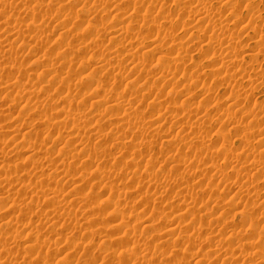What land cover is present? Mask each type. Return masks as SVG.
I'll list each match as a JSON object with an SVG mask.
<instances>
[{
    "label": "rangeland",
    "instance_id": "rangeland-1",
    "mask_svg": "<svg viewBox=\"0 0 264 264\" xmlns=\"http://www.w3.org/2000/svg\"><path fill=\"white\" fill-rule=\"evenodd\" d=\"M117 1L0 0L5 7L0 6V150L4 152L0 158V245L11 248L9 255H0V264H126L124 259L131 257L129 264L134 260V264H225L233 253L239 263L247 260L264 264V259L259 258L264 253V145L259 139L264 136V54L255 51L256 41L264 36V0H200L207 3H203L206 7L199 0H137L138 7L132 4L134 0H120L119 7ZM114 8L122 9L124 14L118 10L114 15L116 11L110 10ZM144 8L153 12L147 11L145 16ZM192 10L195 12L190 13ZM153 27L156 35L150 31ZM118 28L123 29L118 31L121 34L115 31ZM220 28L226 33H221ZM167 31L173 32L174 37ZM168 35L175 40L171 42ZM222 40H227V44ZM157 44L158 51L154 47ZM181 44L190 46L176 58L177 64L165 63L171 64L167 65L174 69L170 68L171 72H178L168 81L171 76L163 61L177 56L184 47ZM212 45L217 49H212ZM227 45L236 49H227ZM109 49L118 51V59ZM128 52L133 55H126ZM250 53L257 54L254 60L248 56ZM107 57L112 64L107 63ZM229 58L234 59L233 66L222 63ZM212 61L216 63L214 67ZM158 63L167 71H162ZM212 68L222 77L225 73L228 74L224 77H229L221 80L218 74V79L213 76L217 73L207 71ZM185 86L189 88L186 90ZM56 106L69 111L70 118L59 117ZM115 124L117 130L124 129V135ZM99 130H103L101 138ZM131 144L139 150H131ZM251 162L260 169L254 168L255 163L251 166ZM47 186L56 187V203L48 198ZM250 221L254 222L253 230L252 226L249 228ZM170 228L173 229L169 231ZM230 234L240 237L242 243L232 244L234 238ZM142 248L147 249H143L145 253ZM132 252L137 259L143 256L137 260Z\"/></svg>",
    "mask_w": 264,
    "mask_h": 264
},
{
    "label": "bare ground",
    "instance_id": "bare-ground-1",
    "mask_svg": "<svg viewBox=\"0 0 264 264\" xmlns=\"http://www.w3.org/2000/svg\"><path fill=\"white\" fill-rule=\"evenodd\" d=\"M37 1H38V0H37ZM112 1H114V0H112ZM115 1H117V0H115ZM119 1H120V0H119ZM119 1H117V3H118L117 6H118V7L120 6L119 4H121V3H119ZM129 1H130V0H129ZM134 1H135V2H133V1L131 0L130 2H131V3L133 2L132 4L135 3L134 5H136V4L139 3V2H136L137 0H134ZM138 1H141L140 3L144 2V0H143V1H142V0H138ZM148 1H149V0H148ZM172 1H173V0H172ZM193 1H194V0H193ZM199 1H200V0H199ZM6 2H7V1H6ZM10 2H11V1H10ZM130 2H129V3H130ZM145 2H147V1H145ZM151 2H152V1H151ZM158 2H159V1H158ZM196 2H198V1H196ZM200 2L202 3V1H200ZM38 3H39V2H38ZM94 3H95V1H94ZM99 3H100V2H99ZM198 3H199V2H198ZM198 3H197V5H196L195 3H194V4L198 7V5H201V3H200V4H198ZM203 3L205 4L206 2L203 1ZM203 3H202V4H203ZM1 4H2V3H1ZM1 4H0V6L2 7ZM3 4H4V3H3ZM9 4H10V3H9ZM20 4H22V3H20ZM77 4H78V2H77ZM100 4H101V3H100ZM111 4H113V3H111ZM165 4H166V2H165ZM204 4H203V5H204ZM206 4H207V3H206ZM4 5H6V4H4ZM7 5H8V4H7ZM39 5H40V4H39ZM108 5H109V4H108ZM138 5H139V4H138ZM140 5H141V4H140ZM152 5H153V4H152ZM155 5H156V4H155ZM155 5H154V6H155ZM162 5H163V4H162ZM11 6H13V4H11L9 7H11ZM97 6H98V5H97ZM97 6H96V7H97ZM112 6H113V5H112ZM130 6H131V5H130ZM146 6H147V5H146ZM154 6H153V7H154ZM189 6H190V5H189ZM196 6H194V7L196 8ZM204 6H205V5H204ZM212 6H213V5H212ZM250 6H251V5H250ZM3 7H4V6H3ZM3 7H2V8H3ZM37 7H38V5H37ZM62 7H63V6H62ZM65 7H66V5H65ZM82 7H83V6H82ZM93 7H94V6H93ZM99 7H100V6H99ZM101 7H102V6H101ZM101 7H100V8H101ZM103 7H104V6H103ZM118 7H117V8H118ZM134 7H138V6L136 5V6H134ZM134 7H133V9H135ZM139 7H140V6H139ZM153 7H152V8H153ZM155 7H156V6H155ZM162 7H163V6H162ZM185 7H186V5H185ZM187 7H188V6H187ZM205 7H206V6H205ZM2 8H1V9H2ZM4 8H5V7H4ZM31 8H32V7H31ZM57 8H58V7H57ZM66 8H69V7H66ZM89 8H90V7H89ZM140 8H141V7H140ZM140 8H139V9H140ZM164 8H166V7H164ZM182 8H184V7H182ZM188 8H189V7H188ZM211 8H212V7H211ZM251 8H252V7H251ZM15 9H16V8H15ZM35 9H36V8H35ZM93 9H95V8H93ZM97 9H98V8H97ZM97 9H96V10H97ZM101 9H102V8H101ZM103 9H104V8H103ZM105 9H106V8H105ZM105 9H104V10H105ZM123 9H125V8H123ZM136 9H137V8H136ZM141 9H143V8H141ZM147 9H148V8H147ZM160 9H161V7H160ZM167 9H168V8H167ZM196 9H198V8H196ZM202 9H203V8H202ZM202 9H201V10H202ZM235 9H236V8H235ZM61 10H62V9H61ZM90 10H91V9H90ZM104 10H103V11H104ZM110 10H112V11H116V13H115L114 15H117L118 10H120V9H115V8H114V9H110ZM121 10H122V9H121ZM121 10H120V11H121ZM162 10H163V9H162ZM190 10H191V9H190ZM204 10H205L206 12L208 11V10H206V9H204ZM209 10H211L210 12H212V11L215 10V9H209ZM253 10H254V9H252L251 11L253 12ZM1 11H2V10H1ZM37 11H38V10H37ZM59 11H60V10H59ZM62 11H63V10H62ZM86 11H87V10H86ZM88 11H89V10H88ZM91 11H92V10H91ZM100 11H102V10H100ZM120 11H119V14H120V13H123V14H124V12H122L123 10H122L121 12H120ZM145 11H146V10H145V8H144V12H145ZM147 11H148L149 13H148ZM147 11L145 12V13H146L145 16H147L148 14H150L151 11L153 12V10H149V9H148ZM163 11H164V10H163ZM187 11H188V9H187ZM251 11H250V12H251ZM255 11H256V10H255ZM2 12H3V11H2ZM34 12H35V11H34ZM56 12H58V10H57ZM74 12H75V11H74ZM94 12H95V11H94ZM96 12H97V11H96ZM134 12H135V10H134ZM139 12H140V10H139ZM166 12H168V11H166ZM192 12H195V11L192 10L190 13H192ZM197 12H198V11H197ZM203 12H204V11H203ZM236 12H237V11H236ZM256 12H257V11H256ZM61 13H62V12H61ZM147 13H148V14H147ZM216 13H217V12H216ZM44 14H45V13H44ZM47 14H48V13H47ZM56 14H57V13H56ZM56 14H55V15H56ZM68 14H69V13H68ZM166 14H167V13H166ZM193 14H194V13H193ZM199 14H200V13H199ZM120 15H122V14H120ZM120 15H119V17H120ZM160 15H161V14H160ZM164 15H165V14H164ZM164 15H163V16H164ZM3 16H4V15H3ZM10 16H12V18L14 17L12 14H11ZM128 16H129V15H128ZM210 16H211V15H210ZM37 17H38V16H37ZM41 17H42V16H41ZM60 17H61V16H60ZM64 17H65V16H64ZM119 17H118V18H119ZM165 17H166V16H165ZM165 17H164V18H165ZM200 17H202V16L200 15ZM203 17H204V16H203ZM213 17H214V16H213ZM4 18H5V17H4ZM9 18H10V17H9ZM12 18H11V19H12ZM15 18H16V17H15ZM55 18H56V17H55ZM200 19H201V18H200ZM205 19H206V17H205ZM212 19H213V18H212ZM13 20H14V18H13ZM45 20H46V19H45ZM45 20H44V21H45ZM138 20H139V19H138ZM206 20H207V19H206ZM213 20H215V18H214ZM217 20H218L219 22H221V20H219V19H217ZM240 20H241V19H240ZM16 21H17V20H16ZM198 21H199V20H198ZM202 21H203V20H202ZM218 21H217V22H218ZM131 22H132V21H131ZM152 22H153V21H151V23H152ZM204 22H205V21H203V24H204ZM206 22H209V20L206 21ZM214 22H215V21H214ZM214 22L212 21L211 23H214ZM184 23H185V22H184ZM209 23H210V22H209ZM221 23H222V22H221ZM228 23H229V22H228ZM251 23H252V20H251ZM15 24H16V23H15ZM38 24H39V23H38ZM186 24H187V23H186ZM203 24H202V25H203ZM214 24H215V23H214ZM216 24H217V23H216ZM222 24H223V23H222ZM226 24H227V23H226ZM104 25H105V24H104ZM104 25H103V26H104ZM144 25H146V24H144ZM149 25H150V24H149ZM207 25H208V24H207ZM210 25H211V24H210ZM219 25H220V24H219ZM244 25H245V24H244ZM246 25H247V24H246ZM147 26H148V25H147ZM147 26H146V27H147ZM186 26H187V25H186ZM224 26H226V25L224 24ZM224 26H222L221 28H225ZM120 27H121V26H120ZM140 27H141V26H140ZM155 27H156V26H155ZM191 27H192V26H191ZM252 27H253V26H252ZM31 28H32V27H31ZM124 28H125V26H124ZM156 28H158V27H156ZM156 28L153 27V28L150 30L151 33H152L153 35H154L155 33L157 34V32H154V31L156 30ZM194 28H195V27H194ZM202 28H203V27H202ZM216 28H217V27H216ZM218 28H219V26H218ZM221 28H220V30H223V29H221ZM227 28H228V27H227ZM32 29H33V28H32ZM94 29H95V28H94ZM114 29H115V28H114ZM158 29H159V28H158ZM228 29H229V31H230V28H228ZM100 30L103 31V29H100ZM122 30H123V29H122ZM122 30H121V29L119 30V28H118V29H116L115 31H117V33L121 34L120 32H121ZM127 30H128V28H127ZM127 30H126V31H127ZM129 30H130V29H129ZM146 30H147V29H146ZM177 30H178V29H177ZM231 30H232V29H231ZM37 31H38V30H37ZM86 31H87V30H86ZM97 31H98V30H97ZM118 31H120V32H118ZM137 31H139V29H138ZM201 31H202V29H201ZM213 31H215V30H213ZM225 31H227L226 28H225ZM5 32H6V29H5ZM146 32H147V31H146ZM158 32H159V30H158ZM167 32H169V31H167ZM167 32H166V34H167ZM222 32H224V30L221 31V33H222ZM134 33H135V32H134ZM134 33H133V35H135ZM169 33H170L169 35H172V37H174L173 34H172L173 32H172V33L169 32ZM224 33H226V32H224ZM224 33H223V34H224ZM119 34H118V35H119ZM123 34H124V33H123ZM139 34H140V33H139ZM139 34H138V35H139ZM152 34H149V35H150L149 39L152 37ZM156 34H155V35H156ZM216 34H217V32H216ZM230 34H231V33H230ZM10 35H11V34H10ZM37 35H38V34H37ZM37 35H36V37H37ZM169 35H168V38H169ZM194 35H195V34H194ZM214 35H215V34H214ZM225 35H226V34H225ZM227 35H228V34H227ZM166 36H167V35H166ZM220 36H221V35H220ZM222 36H223V35H222ZM28 37H29V36H28ZM39 37H40V35H39ZM39 37H38V38H39ZM155 37H156V36H155ZM172 37H171V39L169 38L170 41L172 40ZM175 37H177V36H175ZM223 37H224V36H223ZM225 37H226V36H225ZM225 37H224V38H225ZM261 37H262V38H261L260 40L258 39L259 41H256V43H255V44H256V49H257V50H255V51H258L257 54H261L262 52H263V54H264V42H263V41H264V36H261ZM117 38H118V36H117ZM132 38L136 39V37H133V36H132ZM132 38H130V39H132ZM147 38H148V37H147ZM189 38H190V37H189ZM218 38H219V37H218ZM233 38H234V37H233ZM243 38H244V37H243ZM32 39H33V38H32ZM39 39H40V38H39ZM39 39H38V40H39ZM96 39H97V38H96ZM96 39H95V40H96ZM153 39H154V38H153ZM155 39H156V38H155ZM166 39H167V38H166ZM226 39H227V37H226ZM262 39H263V40H262ZM19 40H20V39H19ZM34 40H35V38H34ZM95 40H94L93 42H95ZM147 40H148V39H147ZM150 40H151V39H150ZM164 40H165V39H164ZM167 40H168V39H167ZM167 40H165V41H167ZM173 40H175V38H173ZM173 40H172L171 42H173ZM205 40H206V39H205ZM220 40H221V39H220ZM97 41H98V39H97ZM97 41H96V42H97ZM188 41H190V40H188ZM216 41H217V39H216ZM216 41H215V42H216ZM222 41L224 42V40H222ZM226 41H227V40H226ZM226 41H225L224 43H226ZM229 41H230V40H229ZM233 41H234V40H233ZM4 42H5V41H4ZM12 42H13V41H12ZM100 42H101V41H100ZM130 42H131V40H130ZM153 42H154V40H153ZM168 42H169V41H168ZM168 42H167L166 44H168ZM180 42H181V41H180ZM237 42H238V40H237ZM259 42H260V44H259ZM131 43H132V42H131ZM158 43H159V42H158ZM175 43H176V42H175ZM178 43H179V42H178ZM211 43H212V42H211ZM219 43H220V42H219ZM221 43H222V42H221ZM229 43H230V42H229ZM65 44H66V43H65ZM68 44H69V43H68ZM118 44H119V43H118ZM187 44H188V43H187ZM226 44H227V43H226ZM127 45H128V44H127ZM158 45H159V44H157V46H156V45L154 46L155 49L157 48L156 51H158ZM164 45H165V44H164ZM164 45H163V46H164ZM170 45H171V44H170ZM174 45H175V44H174ZM185 45H186V44H185ZM191 45H192V44H191ZM216 45H218V44H216ZM229 45H230V44H229ZM229 45L226 46L227 49H228V47H229V48H232V47H233V46L230 47L231 45H230V46H229ZM8 46H9V45H8ZM96 46H97V45H96ZM119 46H120V45H119ZM163 46H162V47H163ZM181 46H184V45L181 44ZM188 46H190V44H189ZM188 46H186V47L184 46L181 50L178 48V49H179V52L177 51V52H178V55H177V56H176V55H173L174 58L172 57V58H170V59H167V60H169V62H167V61L165 60V62L163 61V63H164V64H165V63H172V65L177 64V62H179V61L177 60V59H179L178 56H179V55H182V52L184 53L185 51H187V50H185L184 48H187ZM197 46H198V45H197ZM214 46H215V45H214ZM86 47H87V46H86ZM99 47H100V46H99ZM154 47H152V48L154 49ZM159 47H160V45H159ZM162 47H161V48H162ZM166 47H167V46H166ZM166 47H165V48H166ZM172 47H173V46H172ZM218 47H219V46H218ZM221 47H222V46H221ZM224 47H225V46H224ZM224 47H223V51H225ZM15 48H16V47H15ZM152 48H151V49H152ZM233 48H235V46H234ZM151 49H150V50H151ZM155 49H154V51H155ZM162 49H163V48H162ZM170 49H171V48H170ZM175 49H176V47H175ZM190 49H191V48H190ZM212 49H214V48H213V45H212ZM216 49H217V48H216ZM216 49H214V50H216ZM235 49H236V48H235ZM0 50H1V49H0ZM14 50H15V49H14ZM16 50H17V49H16ZM110 50H111V49H109V51H110ZM150 50H149V51H150ZM173 50H174V49H173ZM173 50H172L171 52H172V53H173V52L176 53V52L173 51ZM198 50H199V49H198ZM214 50H213V51H214ZM231 50H232V49H231ZM109 51H108V53H109ZM111 51H112V50H111ZM135 51H136V50H135ZM159 51H160V50H159ZM161 51H162V50H161ZM169 51H170V50H169ZM0 52H1V51H0ZM171 52H170V53H171ZM221 52H222V51L220 50V53H221ZM8 53H10V52H8ZM11 53H12V52H11ZM13 53H14V52H13ZM13 53H12V54H13ZM110 53H111V52H110ZM112 53L114 54L113 57H115V58H117V57L119 56V53H118V51H116V50L112 51ZM117 53H118V54H117ZM132 53H133V52H132ZM132 53H131V52H130V53L128 52L126 55H130V57H131V55H133ZM154 53H155V52H154ZM159 53H160V52H159ZM167 53H168V52H167ZM216 53H217V52H216ZM222 53H223V52H222ZM3 54H4V53H3ZM134 54H135V52H134ZM176 54H177V53H176ZM204 54H205V53H204ZM223 54H224V53H223ZM227 54H229V53L227 52ZM253 54H254V53H253ZM253 54L250 53V54H248V56H249V57H253V56L255 57V56H257L256 53H255V55H253ZM0 55H1V54H0ZM4 55H5V54H4ZM8 55H9V54H8ZM8 55H7V56H8ZM13 55H14V54H13ZM16 55H17V54H16ZM105 55H106V54H105ZM122 55H123V54H122ZM224 55H225V54H224ZM234 55H235V52H234ZM234 55H233V56H234ZM93 56H94V55H93ZM98 56H99V55H98ZM100 56H101V55H100ZM109 56H110V55H109ZM165 56H166V55H165ZM229 56H230V55H229ZM10 57H11V56H10ZM111 57H112V56H111ZM113 57H112V58H113ZM132 57H133V56H132ZM170 57H171V56H170ZM210 57H211V56H210ZM216 57H217V56H216ZM218 57H219V56H218ZM234 57H235V56H234ZM254 57H253V60H254ZM258 57H259V56H258ZM12 58H13V57H12ZM60 58H61V57H60ZM115 58H114V60H115ZM121 58H122V57H121ZM176 58H177V59H176ZM223 58H224V57H223ZM225 58H226V57H225ZM225 58H224V59H225ZM236 58H238V57H236ZM13 59H14V58H13ZM71 59H72V58H71ZM117 59H118V58H117ZM117 59L115 60V62L118 61ZM159 59H160V58H159ZM183 59H184V58H183ZM255 59H257V58H255ZM107 60H108V57H107ZM114 60H112V61H114ZM120 60H122V59H120ZM131 60H132V59H131ZM142 60H143V59H142ZM162 60H164V59H162ZM241 60H242V58H241ZM98 61H99V60H98ZM103 61H104V60H103ZM143 61H144V60H143ZM218 61H219V60H218ZM235 61H236V60H235ZM108 62H109V64H112V63H113V62L110 63L109 60L107 61V63H108ZM119 62H120V61H119ZM133 62H134V61H133ZM135 62H136V61H135ZM157 62H158V61H157ZM159 62H160V60H159ZM183 62H184V61H183ZM212 62H213V61H212ZM260 62H261V61H260ZM262 62H263V61H262ZM120 63H121V62H120ZM120 63H118V64H120ZM161 63H162V62H161ZM161 63H160V64L158 63L159 67L161 66ZM163 63H162V64H163ZM181 63H182V62H181ZM181 63H180V64H181ZM213 63H214V62H213ZM213 63H212V64H213ZM218 63H219V62H218ZM218 63H217V64H218ZM222 63H224V65H225V63H228V66H229V65H232V66H233V63H235V62H234V59H233V58H232V59L229 58V59H226V60H225L224 62H222ZM251 63H252V62H251ZM100 64H101V63H100ZM100 64H99V65H100ZM116 64H117V62H116ZM135 64H136V63H135ZM139 64H140V63H138V65H139ZM143 64H145V63H143ZM146 64H147V63H146ZM151 64H152V63H151ZM164 64H163V65H164ZM178 64H179V63H178ZM182 64H183V63H182ZM209 64H210V63H209ZM215 64H216V63L213 64V67H214ZM12 65H13V64H12ZM62 65H63V64H62ZM120 65H121V64H120ZM136 65H137V64H136ZM165 65H166V67L169 68V70L167 71V69H166V67H165L166 71L170 74L171 77L167 76L168 73H164V74L166 75V77H169L170 80H168V81H171V79H174V77H175L174 75H176L178 72H177V73H175V72H171V69H170V68H172V67H170L171 64H165ZM165 65H164V66H165ZM167 65H170V66H167ZM184 65H185V64H184ZM184 65H183V66H184ZM219 65H220V64H219ZM234 65H235V64H234ZM52 66H53V65H52ZM63 66H64V65H63ZM103 66H104V65H103ZM115 66H116V65H114V67H115ZM176 66H177V65H176ZM176 66H175V67H176ZM225 66H227V65H225ZM232 66H231V67H232ZM10 67H11V66H10ZM10 67H9V68H10ZM43 67H44V66H43ZM161 67H162V66H161ZM175 67H174V68H175ZM181 67H182V66H181ZM181 67H179V68H181ZM221 67H223V66H221ZM0 68H1V66H0ZM9 68H8V70H9ZM47 68H48V67H47ZM65 68H66V67H65ZM105 68H106V66H105ZM108 68H109V67H108ZM135 68H136V67H135ZM162 68H163V69H162ZM162 68H161L162 71H164V70H165L164 67H162ZM218 68H219V67H218ZM1 69H3V68H1ZM4 69H5V68H4ZM53 69H55V67H54ZM53 69L49 68L50 71H48V72H50L51 74H53ZM172 69H173V68H172ZM184 69H185V68H184ZM222 69H227V68L223 67ZM142 70H144V69H142ZM148 70H149V69H148ZM173 70H174V69H173ZM179 70H181V69H178L177 71H179ZM186 70H187V71H190V70H188V69H186ZM186 70H185V71H186ZM219 70H220V69H219ZM239 70H241V69H239ZM17 71H18V70H17ZM166 71H164V72H166ZM183 71H184V70H183ZM187 71H186V72H187ZM203 71H204V70H202V72H203ZM207 71H208V72H215V73H217V74L213 75V76H216V75H217L216 77H218V74H219V76L221 77V80H222V79H227V77H229V75L226 76V77H224V75H227L228 73H225L224 75L222 74V75H223V77H222V76L220 75V73L216 72L217 69H214V68L209 69V70H207ZM207 71H206V72H207ZM234 71H235V70H234ZM244 71H245V70H244ZM54 72H55V73H58V72H56L55 70H54ZM193 72H194V71H193ZM206 72H205V74H206ZM242 72H243V70H242L241 72H239V73H242ZM191 73H192V72H191ZM229 73H230V72H229ZM237 73H238V72H237ZM120 74H121V73H120ZM120 74H118V75H120ZM185 74L187 75V73H185ZM193 74H194V73H193ZM202 74H204V72H203ZM255 74H257V73H255ZM10 75H11V74H10ZM162 75H163V74H162ZM165 75H164V76H165ZM191 75H192V74H191ZM206 75H207V74H206ZM208 75H209V74H208ZM208 75H207V76H208ZM231 75H232V74H230V76H231ZM241 75H243V74H241ZM46 76H47V75H46ZM55 76H56V75H55ZM177 76H178V74H177ZM177 76H176V77H177ZM239 76H240V75H239ZM119 77H121V76H119ZM139 77H140V76H139ZM185 77H186V76H185ZM185 77H184V78H185ZM220 77H218V79H219ZM184 78H183V79H184ZM192 78H193V77H192ZM242 78H244V76H243ZM26 79H27V78H26ZM188 79H189V78H188ZM188 79H187V80H188ZM190 79H191V78H190ZM237 79H238V78H237ZM29 80H31V79H29ZM66 80H67V79H66ZM117 80H118V79H117ZM120 80H121V79H120ZM177 80H178V79H177ZM232 80H233V79H232ZM15 81H16V80H15ZM44 81H45V80H44ZM79 81H80V80H79ZM79 81H78V83H79ZM190 81H191V80H190ZM226 81H227V80H226ZM228 81L230 82V79H229ZM228 81H227V82H228ZM20 82H21V81H20ZM46 82H47V81H46ZM46 82H45V83H46ZM80 82H81V81H80ZM59 83H60V82H59ZM62 83H63V82H62ZM87 83H88V81H87ZM184 83H185V82H184ZM190 83H191V82H190ZM224 83H226V82H224ZM11 84H12V83H11ZM64 84H66V83L64 82ZM70 84H71V82H70ZM79 84H80V83H79ZM84 84H85V82L83 83V85H84ZM90 84H91V83H90ZM92 84H93V83H92ZM9 85H10V83H9ZM81 85H82V84H81ZM81 85H80V86H81ZM85 85H87V84H85ZM100 85H101V84H100ZM165 85H167V84L165 83ZM12 86H13V89H14V86H15V85L13 84ZM12 86H10V87H12ZM67 86H68V85H67ZM77 86H78V85H77ZM89 86H90V85L88 84V87H89ZM96 86H99V85L96 84ZM152 86H153V85H152ZM223 86H224V85H223ZM61 87H62V86H61ZM69 87H70V86H69ZM84 87H85V86H84ZM84 87H83V88H84ZM88 87H86V90H87ZM137 87H138V86H137ZM186 87H187V86H185L184 89L187 90L189 87H187V88H186ZM227 87H228V86H227ZM79 88H80V87H79ZM83 88H82V89H83ZM97 88H99V87H97ZM97 88H96V89H97ZM100 88H101V86H100ZM163 88H164V87H163ZM60 89H62V88H60ZM67 89H68V88H67ZM96 89H95V90H96ZM105 89H106V88H105ZM108 89H109V88H108ZM114 89H115V88H114ZM160 89H161V88H160ZM172 89H174V88H172ZM248 89H249V88H248ZM69 90H71V89L69 88ZM80 90H81V89H80ZM80 90H78V91H80ZM88 90H89V89H88ZM95 90H94V91H95ZM106 90H107V89H106ZM12 91H13V90H12ZM20 91H21V90H20ZM27 91H28V90H27ZM27 91H26V92H27ZM71 91H72V90H71ZM111 91H112V90H111ZM111 91H110V92H111ZM251 91H252V90H251ZM14 92H15V90H14ZM21 92H22V91H21ZM34 92H35V91H34ZM58 92H59V91H58ZM84 92H85V91H84ZM28 93H30V92H28ZM68 93H69V92H68ZM94 93H95V92H94ZM94 93H93V94H94ZM164 93H165V92H164ZM61 94H62V92H61ZM118 94H119V93H118ZM5 95H6V94H5ZM106 95H107V94H106ZM134 95H135V94H134ZM166 95H167V94H166ZM31 96H33V95H31ZM36 96H37V95H36ZM136 96H137V95H136ZM164 96H165V95H164ZM164 96H163V98H164ZM85 97H86V96H85ZM142 97H143V96H142ZM227 97H228V96H227ZM233 97H234V96H233ZM243 97H244V96H243ZM6 98H7V97H6ZM34 98H35V97H34ZM38 98H39V97H38ZM79 98H80V97H79ZM82 98H83V97H82ZM93 98H94V97H93ZM136 98H137V97H136ZM231 98H232V97H231ZM235 98H236V97H235ZM238 98H239V97H238ZM50 99H51V98H50ZM66 99H67V98H66ZM76 99H77V98H76ZM83 99H84V98H83ZM83 99H81V100H83ZM85 99H86V98H85ZM103 99H105V95L103 96ZM168 99H169V98H168ZM74 100H75V99H74ZM77 100H78V99H77ZM154 100H155V99H154ZM158 100H159V99H158ZM166 100H167V99H166ZM237 100H238V99H237ZM29 101H30V100H29ZM97 101H98V100H97ZM97 101H96V102H97ZM155 101H156V100H155ZM155 101H154V102H155ZM240 101H241V100H240ZM242 101H243V100H242ZM109 102H110V101H109ZM234 102H235V101H234ZM237 102H238V101H237ZM237 102H236V103H237ZM71 103H72V102H71ZM155 103H156V102H155ZM180 103H181V102H180ZM238 103H239V102H238ZM98 104H99V103H98ZM100 104H101V103H100ZM153 104H154V103H153ZM234 104H235V103H234ZM241 104H242V103H241ZM26 105H27V104H26ZM154 105H155V104H154ZM157 105H159V104H157ZM199 105H200V104H199ZM205 105H206V104H205ZM74 106H76V105H74ZM152 106H153V105H152ZM56 107H57V106H56ZM65 107H67V106H65ZM196 107H197V106H196ZM57 108H58V107H57ZM72 108H73V107H72ZM74 108H75V107H74ZM111 108H112V107H111ZM154 108H155V106H154ZM157 108H158V107H157ZM69 109H70V108H69ZM129 109H130V108H129ZM80 110H81V109H80ZM106 110H107V108H106ZM106 110H105V111H106ZM110 110H111V109H110ZM139 110H140V109H139ZM155 110H156V109H155ZM77 111H78V110H77ZM102 111H103V110H102ZM107 111L109 112V110H107ZM133 111H134V109H133ZM58 112H59V114L61 115V116H59V117H63V116H67V117H69V116H68V112H69V111L64 110V107H62V109H61V108H60V109L58 108ZM66 112H67V113H66ZM71 112H72V110L70 111V113H71ZM73 112H74V111H73ZM73 112H72V113H73ZM70 113H69V115H70ZM76 113H77V112H76ZM79 113H80V112H79ZM79 113H78V114H79ZM106 113H107V112H106ZM137 113H138V112H137ZM73 114L75 115V112H74ZM103 114H104V113H103ZM112 115H113V114H112ZM112 115L110 116V118H112ZM180 115H181V114H180ZM202 115H203V114H202ZM206 115H207V114H206ZM101 116H102V114H101ZM104 116H105V115H104ZM119 116H120V115H119ZM135 116H136V115H135ZM72 117H73V116H72ZM149 117H150V116H149ZM151 117H152V116H151ZM69 118H70V117H69ZM133 118H134V117H133ZM135 118H136V117H135ZM139 118H142V117H139ZM66 119H68V118H66ZM103 119H104V118H103ZM112 119H115V118L113 117ZM152 119H153V118H152ZM154 119H155V118H154ZM156 119H157V118H156ZM100 120H102V119H100ZM125 120H126V119H125ZM129 120H130V119H129ZM134 120H136V119H134ZM139 120H140V119H139ZM142 120H144V119H142ZM142 120H141V121H142ZM148 120H149V119H148ZM150 120H151V119H150ZM62 121H64V119L61 120V122H62ZM65 121H66V120H65ZM75 121H76V120H75ZM108 121H109V119H108ZM137 121H138V120H137ZM137 121H135V122L137 123ZM144 121H145V120H144ZM155 121H156V120H155ZM44 122H45V121H44ZM115 122H116V121H115ZM122 122H123V121H122ZM129 122H130V121H129ZM135 122H134V123H135ZM146 122H148V121H146ZM55 123H56V122H55ZM59 123H60V121H59ZM63 123H64V122H63ZM109 123H110V122H109ZM116 123H118V122H116ZM126 123H127V121H126ZM126 123H125V121H124V124H126ZM136 123H135V126L137 125ZM138 123H140V122H138ZM141 123H142V122H141ZM100 124H101V123H100ZM122 124H123V123H122ZM122 124H121V125H122ZM151 124H152V123H151ZM84 125H85V124H84ZM89 125H90V124H89ZM117 125H118V124H117ZM117 125L115 124L114 126L116 127ZM128 125H130V123H129ZM131 125H132V123H131ZM124 126H125V125H123V128H124ZM133 126H134V125H133ZM137 126H138V125H137ZM150 126H151V125H150ZM158 126L160 127V125H157V128H159ZM250 126H251V125H250ZM84 127H85V126H84ZM80 128H81V127H78V129H80ZM113 128H114V127H113ZM117 128H118V127H116V130H117ZM132 128H133V127H132ZM134 128L136 129V127H134ZM137 128H138V127H137ZM149 128H150V127H149ZM149 128L147 127V129H149ZM152 128H153V127H152ZM154 128H155V126H154ZM187 128H188V127H187ZM55 129H56V128H55ZM76 129H77V128H76ZM101 129H102V128H101ZM128 129H131V128L129 127ZM150 129H151V128H150ZM261 129H262V128H261ZM97 130H98V129H97ZM103 130H105V129H103ZM103 130H102V131H103ZM136 130H138V129H136ZM139 130H140V129H139ZM139 130H138V131H139ZM155 130H156V129H155ZM239 130H240V129H239ZM99 131H100V133H101V134L99 133L100 138H101V135H102L103 132H102L101 130H99ZM99 131H98V132H99ZM109 131H110V130H109ZM117 131H118V132H121V130H117ZM122 131H123V132H121V133L123 134V133H124V129H122ZM130 131H131V130H130ZM181 131H182V130H181ZM131 132H133V131H131ZM139 132H140V131H139ZM141 132H142V131H141ZM150 132H151V131H150ZM258 132H259V131H258ZM258 132H257V133H258ZM249 133H250V132H249ZM249 133H248V134H249ZM260 133H262V132L260 131ZM260 133H259V134H260ZM18 134H19V133H18ZM30 134H31V133H30ZM96 134H98V133H95V135H96ZM106 134H107V133H106ZM119 134H120V133H119ZM122 134H121V135H122ZM148 134H149V133H148ZM251 134H252V133H251ZM263 134H264V133H263ZM99 135H98V136H99ZM123 135H124V134H123ZM138 135H139V134H138ZM140 135H141V134H140ZM243 135H244V134H243ZM2 136H3V135H2ZM77 136H78V135H77ZM96 136H97V135H96ZM102 136H103V135H102ZM125 136H126V135H125ZM127 136H128V135H127ZM127 136H126V137L123 136V137H124V138H127ZM248 136H249V135H248ZM261 136H262V134H261ZM22 137H23V136H22ZM29 137H30V136H29ZM71 137H72V136H71ZM106 137H107V135H106ZM141 137H145V136H141ZM95 138H96V137H95ZM135 138H136V137H135ZM138 138H139V137H138ZM114 139H115V138H114ZM141 139H142V138H141ZM244 139H245V138H244ZM259 139L263 142V144H261V142H260V144H261V145H264V136L260 137ZM2 140H3V139H2ZM99 140H100V139H99ZM102 140H104V138H103ZM127 140H128V139H127ZM144 140H145V139H144ZM144 140H143V141H144ZM146 140H147V139H146ZM245 140H246V139H245ZM12 141H13V140H12ZM12 141H11V142H12ZM30 141H31V140H30ZM137 141H138V139H137ZM147 141H148V140H147ZM229 141H230V140H229ZM258 141H259V140H258ZM0 142H1V141H0ZM66 142H67V141H66ZM148 142H149V141H148ZM121 143H122V142H121ZM149 143H150V142H149ZM149 143H147V147H148V144H149ZM201 143H202V142H201ZM123 144H124V142H123ZM139 144H140V142H139ZM150 144H151V143H150ZM221 144H222V143H221ZM78 145H79V144H78ZM86 145H87V144H86ZM120 145H121V144H120ZM128 145H129V144H128ZM137 145H138V143H137ZM137 145H135V147H136V148H135V147L131 144V146L134 147V149H133V147H130V148H132L131 150H135V149H137V147L139 146V145H138V146H137ZM141 145H142V144H141ZM143 145H145V143H144ZM154 145H155V144H154ZM248 145H249V144H248ZM87 146H88V145H87ZM129 146H130V145H129ZM129 146H128V147H129ZM145 146H146V145H145ZM150 146H151V145H150ZM216 146H217V145H216ZM228 146H229V145H228ZM230 146H231V145H230ZM6 147H7V146H6ZM116 147H118V146L116 145ZM119 147H120V146H119ZM123 147H125V146H123ZM139 147H140V146H139ZM152 147H153V146H152ZM222 147H224V146H222ZM87 148H88V147H87ZM126 148H127V147H126ZM149 148H151V147H149ZM205 148H206V146H205ZM209 148H210V147H209ZM224 148H225V147H224ZM238 148H239V147H238ZM247 148H248V147H247ZM11 149H13V148H11ZM106 149H107V147H106ZM106 149H103V150H106ZM151 149H152V148H151ZM151 149H149V152H151V151H150ZM153 149H154V148H153ZM165 149H166V148H165ZM199 149H200V148H199ZM201 149H202V148H201ZM222 149H223V148H222ZM263 149H264V148H263ZM2 150H3V149H2ZM2 150H0V154H1V155H0V158H3L2 156L4 155V152H2ZM23 150H24V149H23ZM125 150H126V149H125ZM137 150H139V149H137ZM194 150H195V149H194ZM203 150L205 151V149H203ZM226 150H227V152L229 151L228 149H226ZM243 150H245V149H243ZM85 151H88V150H85ZM89 151H90V150H89ZM93 151H94V150H93ZM107 151H108V150H107ZM145 151H146V150H145ZM201 151H202V150H200V152H201ZM207 151L209 152L210 150L208 149ZM222 151L225 152L224 149H223ZM10 152H11V151H10ZM74 152H75V151H74ZM78 152H79V151H78ZM102 152H103V151H102ZM136 152H137V151H136ZM220 152H221V151H220ZM87 153H88V152H87ZM99 153H100V151H99ZM103 153H104V152H103ZM134 153H135V152H133V154H134ZM171 153H172V152H171ZM201 153H202V152H201ZM240 153H241V152H240ZM263 153H264V152H263ZM263 153L261 154L262 156H263ZM104 154H106V152H105ZM107 154H108V153H107ZM137 154H138V153H137ZM151 154H152V153H151ZM238 154H239V153H238ZM242 154H243V152H242ZM242 154H241V155H242ZM5 155H6V154H5ZM16 155H17V154H16ZM91 155H92V154H91ZM93 155H95V154H93ZM148 155H149V154H148ZM199 155H200V154H199ZM206 155H207V154H206ZM73 156H74V155H73ZM77 156H78V154H77ZM98 156H99V155H98ZM102 156H103V155H102ZM136 156H137V155H136ZM141 156H142V155H141ZM145 156H146V155H145ZM87 157H88V156H87ZM100 157H101V156H100ZM132 157H133V159H135V156H132ZM132 157H131V158H132ZM139 157H140V155H139ZM225 157H226V156H225ZM71 158H73V157H71ZM97 158H98V157H97ZM237 158H238V157H237ZM98 159H99V158H98ZM206 159H208V157H207ZM226 159H228V158H226ZM226 159H225V161H226ZM262 159H263V158H262ZM90 160H92V159H90ZM100 160H101V159H100ZM127 160H128V158H127ZM130 160H131V159L129 158V161H130ZM138 160H139V159H138ZM231 160H232V159H231ZM236 160H237V159H236ZM238 160H239V159H238ZM240 160H241V159H240ZM253 160H254V159H253ZM258 160H260V159H258ZM74 161H75V157H74ZM92 161H93V160H92ZM131 161H132V160H131ZM135 161H136V159H135ZM151 161H152V160H151ZM232 161H234V160H232ZM93 162H94V161H93ZM96 162H97V161H96ZM234 162L237 163V162H240V161H234ZM260 162H261V163H260ZM260 162H259L260 164H263V163H264V160H263V163H262V160H260ZM94 163H95V162H94ZM94 163H92V164H94ZM132 163H133V162H132ZM254 163H255V162H253V163L251 162V166H253ZM5 164H6V163H5ZM7 164H8V163H7ZM34 164H35V163H34ZM87 164H88V161H87ZM252 164H253V165H252ZM37 165H38V164H37ZM147 165H148V163H147ZM152 165H153V164H152ZM159 165H160V164H159ZM208 165H209V164H208ZM212 165H213V164H212ZM255 165H256V163H255ZM255 165H254V166H255ZM257 165H258V164H257ZM257 165H256L254 168H256V169L258 170L259 167H257ZM93 166H94V165H93ZM93 166H92V167H93ZM138 166H139V165H138ZM261 166L263 167V165H261ZM7 167H8V166H7ZM36 167H37V166H36ZM76 167H77V166H76ZM78 167H80V165H79ZM83 167H85V166L83 165ZM145 167H146V166H145ZM211 167H212V166H211ZM240 167H241V166H240ZM248 167H249V166H248ZM59 168H60V167H59ZM80 168H82V166H81ZM80 168H79V169H80ZM87 168H88V169L90 168L89 165H88V167H86V172H87ZM234 168H235V166H234ZM246 168H247V167H246ZM252 168H253V167H252ZM254 168H253V169H254ZM1 169H2V168H1ZM1 169H0V170H1ZM36 169H37V168H36ZM39 169H40V168H39ZM96 169H98V168H96ZM176 169H177V168H176ZM176 169H175V170H176ZM188 169H189V168H188ZM218 169H219V168H218ZM259 169H260V168H259ZM31 170H32V169H31ZM84 170H85V168H84ZM100 170H101V169H100ZM177 170H178V169H177ZM254 170H255V169H254ZM29 171H30V170H29ZM55 171H56V170H55ZM59 171H61V170H59ZM62 171H63V169H62ZM91 171H92V170H91ZM101 171H102V170H101ZM101 171H99V172H101ZM169 171H170V170H169ZM217 171H218V170H217ZM217 171H216L215 174H217ZM219 171H220V170H219ZM3 172H4V170H3ZM64 172L67 173V170L63 171V173H64ZM83 172H84V171H83ZM83 172H82V173H83ZM1 173H2V172H1ZM5 173H6V172H5ZM40 173H41V172H40ZM55 173H57V171H56ZM58 173H59V172H58ZM61 173H62V172H61ZM90 173H91V172H90ZM96 173H97V172H96ZM111 173H112V171H111ZM111 173H110V174H111ZM218 173H219V172H218ZM245 173H248V172H245ZM245 173H244V174H245ZM8 174H9V173H8ZM8 174H7V177H8ZM27 174H28V173H27ZM76 174H77V173H76ZM106 174H108V173H106ZM148 174H149V172H148ZM158 174H159V173H158ZM178 174H179V173H178ZM24 175H25V174H24ZM46 175H47V174H46ZM46 175H45V176H46ZM59 175H61V174H59ZM62 175H63V174H62ZM74 175H75V174H74ZM108 175H109V174H108ZM246 175H247V174H246ZM10 176H11V172H10ZM32 176H33V175H32ZM109 176H110V175H109ZM112 176H113V175H112ZM115 176H117V175H115ZM248 176H249V174H248ZM0 177L2 178V176H0ZM58 177H59V176H58ZM67 177H68V176H67ZM81 177H82V176H81ZM110 177H111V176H110ZM170 177H172V176H170ZM170 177H168V178L165 177V179L167 178V180H168ZM181 177H182V176H181ZM3 178H5V177H3ZM10 178H11V177H10ZM30 178H31V177H30ZM36 178H37V177H36ZM50 178H51V177H50ZM52 178H53V176H52ZM65 178H66V177H65ZM44 179H45V178H44ZM163 179H164V178H163ZM165 179H164V180H165ZM2 180H3V179H2ZM2 180L0 179V183H1V184L3 183ZM4 180L6 181V180H8V179L5 178ZM11 180H12V179H11ZM11 180H10V181H11ZM45 180H46V179H45ZM167 180H166V181H167ZM169 180H170V179H169ZM169 180H168V181H169ZM34 181H35V180H34ZM34 181H33V182H34ZM36 181H37V180H36ZM166 181H163V184H164V182L167 184L168 181H167V182H166ZM234 181H235V180H234ZM6 182H7V181H6ZM29 182H30V181H29ZM33 182H30V183H33ZM44 182H45V181H44ZM44 182H43V183H44ZM55 182H56V181H55ZM7 183H8V182H7ZM10 183L12 184V181H11ZM25 183H26V182H25ZM39 183H40V182H39ZM60 183H61V182H60ZM175 183H176V182H175ZM4 184H5V182H4ZM8 184H9V183H8ZM172 184H173V182H172ZM182 184H183V183H182ZM185 184H186V183H185ZM34 185H36V182L34 183ZM39 185H40V184H38L37 188L39 187ZM169 185H171V182H170ZM3 186H4V185H3ZM3 186H2V187H3ZM12 186H13V185H12ZM41 186H42V185H41ZM41 186H40V187H41ZM43 186H44V185H43ZM45 186H46V185H45ZM79 186H80V185H79ZM81 186H82V185H81ZM215 186H216V185H215ZM4 187H5V186H4ZM28 187H29V186H28ZM47 187L49 188V186H47ZM191 187H192V186H191ZM26 188H27V186H26ZM33 188H34V191H35V188H36V187L34 186ZM37 188H36V189H37ZM42 188H43V187H42ZM45 188H46V187H45ZM48 188H47V189H48ZM171 188H172V186H171ZM179 188H180V187H179ZM186 188H187V187H186ZM192 188H193V187H192ZM192 188H191V189H192ZM247 188H248V187H247ZM4 189H5V188H4ZM14 189H15V188H14ZM38 189H39V188H38ZM73 189H74V188H73ZM80 189H81V187H80ZM193 189H194V188H193ZM10 190H12V189L10 188ZM30 190H31V189H30ZM40 190H41V189H40ZM43 190H44V189H43ZM43 190H41V191H43ZM61 190H62V189H61ZM61 190H59V194L61 193V192H60ZM75 190H76V187H75ZM82 190H83V189H81V191H82ZM13 191H15V190H13ZM78 191H80V190H78ZM6 192H7V193H10V192H12V191L9 192V191L7 190ZM6 192H5V193H6ZM16 192H17V191H16ZM37 192H38V190H37ZM44 192H45V191H44ZM56 192H57V191H56V187H55V188L52 187V189L49 188L48 191H46V194L49 196V197H48L49 199L54 200L55 197L58 195ZM63 192H64V191H63ZM73 192H74V191H73ZM190 192H191V191H190ZM192 192H193V191H192ZM192 192H191V193H192ZM20 193H22V192L20 191ZM20 193H19V194H20ZM39 193H40V192H39ZM39 193H38V195H39ZM67 193H68V192H67ZM80 193H81V192H80ZM11 194H12V193H11ZM46 194H44V195H46ZM56 194H57V195H56ZM63 194H65V193H63ZM77 194H78V192H77ZM77 194H76V195H77ZM82 194H83V193H82ZM200 194H201V193H200ZM23 195L25 196V194H23ZM36 195H37V194H36ZM44 195H43V196H44ZM66 195H67V194H65V196H66ZM69 195H71V194H69ZM24 196H21V197L24 198ZM41 196H42V194H41ZM59 196H60V195H59ZM81 196H82V195H81ZM83 196H84V195H83ZM85 196H86V195H85ZM85 196H84V197H85ZM193 196H194V195H193ZM197 196H198V195H197ZM11 197H12V196H11ZM25 197H26V196H25ZM46 197H47V196H46ZM73 197H74V196H73ZM79 197H80V196H79ZM7 198H8V197H7ZM16 198H17V197H16ZM34 198H37V197H34ZM48 198H47V199H48ZM56 198H57V199H55V200L59 201V200H58V196H57ZM59 198H60V197H59ZM86 198H87V197H86ZM5 199H6V198H5ZM9 199H10V198H9ZM27 199H28V198H27ZM80 199H81V198H80ZM83 199H84V198H83ZM17 200H18V199H17ZM33 200H34V199H33ZM55 200H54V201H55ZM63 200H64V199H63ZM63 200H62V201H63ZM87 200H88V199H87ZM232 200H233V198H232ZM6 201H7V199H6ZM8 201H9V200H8ZM13 201H14V200H13ZM18 201H19V200H18ZM23 201H24V200H23ZM27 201H28V200H27ZM27 201H26V202H27ZM49 201H50V200H49ZM49 201H48V202H49ZM54 201H53V202H54ZM57 201H55L54 203H56ZM14 202H15V201H14ZM21 202H22V201H21ZM53 202H52V203H53ZM64 202H65V200H64ZM80 202H81V201H80ZM86 202H89V201H86ZM90 202H91V201H90ZM90 202H89V203H90ZM94 202H95V200H94ZM190 202H192V201H190ZM75 203H76V201H75ZM77 203H78V202H77ZM14 204H15V203H14ZM18 204H19V203H18ZM20 204H21V203H20ZM27 204H29V203H27ZM30 204H31V202H30ZM50 204H51V203H50ZM66 204H67V203H66ZM66 204H65V205H66ZM84 204H85V203H84ZM184 204H185V203H184ZM189 204H190V203H189ZM52 205H53V204H52ZM59 205H60V204H59ZM63 205H64V204H63ZM185 205H186V204H185ZM187 205H188V203H187ZM204 205H205V204H204ZM204 205H203V206H204ZM245 205H246V204H245ZM21 206H22V205H21ZM85 206H87V205L85 204ZM193 206H194V205H193ZM16 207H17V206H16ZM23 207H24V206H23ZM25 207H27V205H26ZM84 208H85V207H84ZM181 208H182V207H181ZM183 208H184V205H183ZM194 208H195V207H194ZM197 208H198V207H197ZM22 209H23V208H22ZM22 209H20V210L22 211ZM175 209H176V208H175ZM178 209H179V208H178ZM18 210H19V208H18ZM52 210H54V208H52ZM52 210H51V211H52ZM190 210H191V208H190ZM195 210H196V209H195ZM195 210H194V211H195ZM23 211H24V210H23ZM23 211H22V214H23ZM33 211H34V210H33ZM46 211H47V210H46ZM56 211H57V210H56ZM177 211H178V210H177ZM179 211H180V210H179ZM28 212H29V211H28ZM36 212H37V211H36ZM116 212H117V211H116ZM173 212H174V211H173ZM180 212H181V211H180ZM210 212H211V211H210ZM225 212H226V211H225ZM37 213H39V212H37ZM40 213H41V212H40ZM49 213H50V212H49ZM175 213H177V212H175ZM178 213H179V212H178ZM181 213H182V212H181ZM186 213H187V212H186ZM188 213H189V212H188ZM188 213H187V214H188ZM208 213H209V212H208ZM208 213H207V214H208ZM214 213H215V212H214ZM18 214H19V213H18ZM26 214H27V213H26ZM28 214H29V213H28ZM53 214H54V213H53ZM171 214H173V213L171 212ZM231 214H232V213H231ZM38 215H39V214H38ZM38 215H37V217H38ZM43 215H44V214H43ZM70 215H72V213H71ZM116 215H117V214H116ZM121 215H122V213H121ZM176 215H177V214H175V217H176ZM194 215H195V214H194ZM58 216H59V215H58ZM195 216L198 217V215H195ZM242 216H243V215H242ZM244 216H245V215H244ZM244 216H243V217H244ZM257 216H258V215H257ZM19 217H20V216H19ZM70 217H71V216H70ZM175 217H173V218H175ZM178 217H180V214H178ZM250 217H251V216H250ZM250 217H248V218H247V217H244V218H245V219L247 218V220H248V219H251ZM14 218H16V217H14ZM176 218H177V217H176ZM226 218H227V217H226ZM244 218H243V219H244ZM40 219H41V218H40ZM195 219H196V217H195ZM243 219H242V220H243ZM245 219L242 221L243 223L245 222ZM18 220H19V219H18ZM252 220H253V219H252ZM5 222H6V221H5ZM32 222H33V221H32ZM189 222H190V221H189ZM195 222H196V220H195ZM214 222H215V221H214ZM251 222H253V221H250V223H251ZM22 223H23V222H22ZM25 223H26V222H25ZM76 223H77V222H76ZM228 223H230V222H228ZM232 223H233V222H232ZM248 223H249V221H248ZM253 223H254V222H253ZM253 223L250 224L249 228L252 226L250 229H252V228L255 226ZM255 223H256V222H255ZM7 224H8V223H7ZM212 224H213V223H212ZM221 224H222V223H221ZM252 224H253L254 226H253ZM154 225H155V224H154ZM176 225H177V224H176ZM189 225H190V223L188 224V226H189ZM192 225H193V224H192ZM240 225H241V224H240ZM3 226H4V225H3ZM81 226H83V225H81ZM226 226H227V225H225V227H226ZM231 226H232V225H231ZM73 227H74V226H73ZM77 227H78V226H77ZM90 227H91V226H90ZM94 227H95V226H94ZM172 227H173V226H172ZM174 227H175V226H174ZM174 227H173V228H174ZM214 227H215V226H214ZM229 227H230V226H229ZM5 228H6V227H5ZM5 228H4V229H5ZM87 228H89V227H87ZM173 228H170L169 231L172 230ZM192 228H193V227H192ZM226 228H227V227H226ZM236 228H237V227H236ZM254 228H255V227H254ZM254 228H253V229H254ZM1 229H3V227H2ZM76 229H77V228H76ZM149 229H150V228H149ZM253 229H252V230H253ZM91 230H92V229H91ZM197 230H199V229H197ZM197 230H196V231H197ZM240 230H241V229H240ZM88 231H89V230H88ZM166 232H167V231H166ZM5 233H6V232H5ZM8 233H9V232H8ZM86 233H87V232H86ZM89 233H90V232H89ZM91 233H92V232H91ZM172 233H173V232H172ZM194 233H196V232L194 231ZM194 233H193V234H194ZM187 235H188V234H187ZM215 235H216V234H215ZM217 235H219V236L221 237L220 234H217ZM222 235H223V234H222ZM246 235H248V234H246ZM12 236H13V235H12ZM219 236H217V237H219ZM229 236H232V235L230 234ZM233 236H236V235L233 234ZM233 236H232V237H233ZM262 236H263V235H262ZM10 237H11V235H10ZM186 237H187V236H186ZM214 237H215V236H214ZM241 237H242V236H241ZM233 238H234V239H231V238H230L231 241H232V244H233V243H236V242H238V243L241 242V243H242L240 237L237 238V239H236V237H233ZM244 238H245V237L243 236V239H244ZM2 239H3V238H2ZM211 239H213V238L211 237ZM215 239H216V237H215ZM225 239H226V238H225ZM238 239H239V240H238ZM247 239H249V238H247ZM116 240H117V239H116ZM130 240H131V239H130ZM170 240H171V239H170ZM235 240H237V241H235ZM9 241H10V239H9ZM41 241H42V240H41ZM121 241H122V240H121ZM123 241H124V240H123ZM134 241H135V240H134ZM187 241H188V238H187ZM170 242H171V241H170ZM212 242H213V240H212ZM218 242H221V241L219 240ZM2 243H4V241H3ZM35 243H36V242H35ZM122 243H123V242H122ZM128 243H130V242H128ZM136 243H137V242H136ZM142 243H143V242H142ZM248 243H250V242H248ZM253 243H254V242H253ZM12 244H13V242H12ZM117 244H118V243H117ZM190 244H191V243H190ZM226 244H227V243H226ZM230 244H231V243H230ZM38 245H39V244H38ZM38 245H37V246H38ZM118 245H119V244H118ZM124 245H125V244H124ZM128 245H129V244H128ZM234 245H237V244H234ZM241 245H243V244H241ZM244 245H245V244H244ZM244 245H243V247H244ZM250 245H252V247L254 246L253 244H250ZM250 245H248V246H250ZM5 246H6L5 244H4V245H0V247H2V251L0 252V255H1V256L4 255V254L9 255V253L11 252V251H10L11 248L9 247L10 249H9V248H8V249H7V248L5 249ZM193 246H194V245H193ZM237 246H238V245H237ZM246 246H247V244H246ZM122 247H125V246H121L120 248L122 249ZM240 247H241V246H239V248H240ZM250 247H251V246H250ZM37 248H38V247H37ZM39 248H40V247H39ZM146 248H147V247H146ZM146 248H142V250H143V249H146ZM150 248H151V247H150ZM153 248H154V247H153ZM155 248H156V247H155ZM193 248H194V247H193ZM232 248H233V247H232ZM253 248H255V247H253ZM4 249H5V251H4ZM13 249H14V248H13ZM137 249H138V248H137ZM148 249H149V247H148ZM191 249H192V248H191ZM237 249H238V247H237ZM237 249H236V250H237ZM32 250H33V249H32ZM38 250H39V249H38ZM125 250H126V249H125ZM142 250H140V251H142ZM146 250H147V249H146ZM239 250H240V249H239ZM254 250H255V249H254ZM261 250H262V249H261ZM261 250H259V251H261ZM263 250H264V248H263ZM263 250H262V251H263ZM116 251H117V250H116ZM135 251H136V250H135ZM143 251H144V253H145V250H143ZM150 251H151V249H150ZM156 251H157V250H156ZM231 251H232V250H231ZM249 251H250V250H249ZM39 252H40V251H39ZM127 252H128V251H127ZM196 252H197V251H196ZM228 252H229V251H228ZM233 252H234V251H233ZM255 252L257 253L256 250H255ZM255 252H254V253H255ZM32 253H33V252H32ZM132 253H133V252H132ZM146 253H147V252H146ZM149 253H150V252H149ZM152 253H153V252H151V254H152ZM176 253H177V252H176ZM215 253H216V252H215ZM252 253H253V252H252ZM254 253H253V254H254ZM261 253H262V252H261ZM261 253H260V255H259V256H260L259 258L264 259V253H262V254H261ZM137 254H138V253L136 252V255H137ZM142 254H143V253H142ZM155 254H157V253H155ZM179 254H180V253H179ZM257 254H258V253H257ZM124 255H125V254H124ZM128 255H129V254H128ZM134 255H135V254L133 253V256H134ZM153 255H154V254H153ZM165 255H166V254H165ZM173 255H174V254H173ZM188 255H189V254H188ZM204 255H205V254H204ZM207 255H208V254H206V256H207ZM14 256H15V255H14ZM108 256H109V254H108ZM112 256H113V255H111V257H112ZM131 256H132V255H131ZM138 256H139V255H138ZM141 256H143V255H140V256L138 257V259L141 258ZM146 256H149L148 253H147ZM43 257H44V256H43ZM105 257H106V255H105ZM109 257H110V256H109ZM111 257H110V258H111ZM127 257H128V256H127ZM134 257H135V256H134ZM152 257H153V256H152ZM155 257H156V256H155ZM155 257H154V258H155ZM157 257H158V256H157ZM167 257H168V256H167ZM174 257H177L176 254L174 255ZM179 257H180V256H179ZM179 257H178V259H180ZM181 257H182V256H181ZM192 257H194V256H192ZM236 257H239V255H237ZM240 257H241V256H240ZM4 258H7V256H5ZM41 258H42V257H41ZM41 258H40V259H41ZM44 258H45V257H44ZM113 258H114V257H113ZM116 258H117V257H116ZM116 258H115V259H116ZM124 258H125V257H124ZM124 258H123V259H124ZM147 258H148V257H147ZM147 258H146V259H147ZM150 258H151V257H150ZM154 258H153V259H154ZM165 258H166V257H165ZM165 258H164V259H165ZM7 259H8V258H7ZM19 259H20V258H19ZM131 259H133V257H131ZM131 259L128 260V258H125V259H124V260L126 261L125 263H126V264H129V263H127V262L130 261ZM135 259H137V258L135 257ZM138 259H137V260H138ZM170 259H171V258H170ZM256 259H257V258H256ZM10 260H11V259H10ZM111 260H112V259H111ZM143 260H144V259H143ZM168 260H169V257H168ZM180 260H181V259H180ZM224 260H225V259H224ZM35 261H36V260H35ZM39 261H40V260H39ZM108 261H109V259H108ZM112 261H113V260H112ZM112 261H111V262H112ZM131 261H132V260H131ZM147 261H148V260H147ZM246 261H247V260H246ZM246 261H242V262H240V263L237 262V259H235V256H234V253H233V254H230V255L227 256L226 263H229V264H233V263H235V264H255V263H250L249 261H248V262H246ZM250 261H251V260H250ZM117 262H118V261H117ZM134 262H135V260H134ZM134 262H133V264H134ZM136 262H137V261H136ZM138 262H140V261H138ZM143 262H144V261H143ZM163 262H164V261H163ZM163 262H162V263H163ZM167 262H168V261H167ZM176 262H177V261H176ZM180 262H181V261H180ZM18 263H19V262H18ZM46 263H47V262H46ZM131 263H132V262H131ZM144 263H145V262H144ZM159 263H160V261H159ZM170 263H172V262H169V264H170ZM226 263H225V264H226ZM14 264H15V263H14ZM48 264H49V263H48ZM139 264H140V263H139ZM146 264H148V263H146ZM150 264H151V263H150ZM256 264H257V262H256Z\"/></svg>",
    "mask_w": 264,
    "mask_h": 264
}]
</instances>
